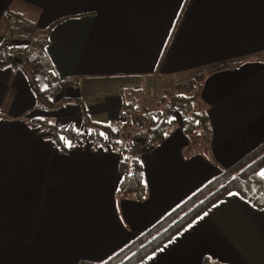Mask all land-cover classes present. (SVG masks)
Listing matches in <instances>:
<instances>
[{
	"label": "crops",
	"instance_id": "1",
	"mask_svg": "<svg viewBox=\"0 0 264 264\" xmlns=\"http://www.w3.org/2000/svg\"><path fill=\"white\" fill-rule=\"evenodd\" d=\"M4 10L48 29L46 59L67 84L42 108L27 79L46 90L37 69L0 66V264H102L264 142V0H0V38ZM221 63L232 66L204 75L197 96L207 148L171 109L162 141L139 151L145 198L117 193L119 154L87 137L77 101L116 128L123 92L153 110ZM57 126L74 141L57 145ZM203 260L264 264V208L229 193L136 264Z\"/></svg>",
	"mask_w": 264,
	"mask_h": 264
},
{
	"label": "trees",
	"instance_id": "2",
	"mask_svg": "<svg viewBox=\"0 0 264 264\" xmlns=\"http://www.w3.org/2000/svg\"><path fill=\"white\" fill-rule=\"evenodd\" d=\"M3 36V39H0V66H33L37 69L48 86L46 90L41 91L34 85L35 81L33 83L31 81L37 104L42 108H53L54 104L49 101L48 97L55 94L57 88L66 85L67 81H54V73L44 53L48 29L36 31L32 27L22 24V21L19 20L15 26L4 30ZM12 39H18V42L11 43ZM228 66L232 65L228 63L215 65L204 74L166 90L160 97L156 98L153 110L141 109L137 91L123 92L121 97V118L123 121L117 129L89 121L84 106L80 100L77 101L80 103L82 119L90 129L87 137L95 139L97 143L107 142L110 148L119 151V171L122 176L117 187V193L123 196L133 195L138 201L145 198L147 189L143 181V170L138 157L140 149L135 148L133 139L145 136L146 146L159 144L167 130L172 126V122L167 118L171 109H177L182 114L183 132L194 139H200L207 148L209 142L207 119L204 112L199 109L196 110L194 106L197 105L198 91L204 75ZM66 101L68 100H60L57 107ZM129 124L132 127L136 126L137 130L134 129L136 131L131 132L127 137L122 128ZM71 129L70 126L66 128L57 126L53 130L47 128V131L51 132L54 142L61 146L62 135L72 133ZM263 166L264 142L234 165L223 169L213 180L186 198L136 240L130 242L102 264H136L181 231L209 206L229 193H237L252 205L264 208V180L259 176V171ZM206 262L203 260V264ZM78 264L91 263L80 261Z\"/></svg>",
	"mask_w": 264,
	"mask_h": 264
},
{
	"label": "rangeland",
	"instance_id": "3",
	"mask_svg": "<svg viewBox=\"0 0 264 264\" xmlns=\"http://www.w3.org/2000/svg\"><path fill=\"white\" fill-rule=\"evenodd\" d=\"M0 39H3L2 37L0 38ZM27 75H28V80L30 81V86H31V81H32V83L35 81V79H33L34 77H35V75L34 74H31L30 75V73H27ZM46 84V83H45ZM46 87V86H45ZM194 108L196 109V110H198V108H197V105H195L194 106ZM194 109V110H195ZM175 110V109H174ZM195 110V111H196ZM176 114H178L179 112L177 111V109L174 111ZM182 116V115H181ZM123 121V119L121 118L120 119V121H119V124L121 123ZM121 125H118V127H120ZM118 127H116V128H113V129H117ZM123 129V131L125 132V134L127 135V137L129 136V134L131 133V132H134V131H136L137 130V128H136V126H131L130 124L128 125V126H126L125 125V128H122ZM134 129H136V130H134ZM71 134V140L69 141V142H73L74 141V134H73V132L72 133H70ZM86 138V136L84 137V136H80V138L79 139H82V140H84ZM133 141L135 142V148L136 149H140V151L141 150H144V149H146V148H149L150 147V145L149 146H146L145 144H146V138H145V136H142V137H139V138H134L133 139ZM75 143V142H74ZM76 144V143H75ZM99 144H106V145H108V143L107 142H104V143H99ZM109 146V145H108ZM117 152H119V151H117ZM206 185V184H205ZM202 188V187H201ZM184 201V200H183ZM182 203V202H181Z\"/></svg>",
	"mask_w": 264,
	"mask_h": 264
},
{
	"label": "built area",
	"instance_id": "4",
	"mask_svg": "<svg viewBox=\"0 0 264 264\" xmlns=\"http://www.w3.org/2000/svg\"><path fill=\"white\" fill-rule=\"evenodd\" d=\"M1 18L3 20L5 30H8L9 28H12L17 23H19L18 17L15 14L11 13L10 11H8V10H4L1 13ZM45 130H46V128H45ZM64 139L66 141H70L71 140V134L70 133H66L64 135Z\"/></svg>",
	"mask_w": 264,
	"mask_h": 264
},
{
	"label": "snow or ice",
	"instance_id": "5",
	"mask_svg": "<svg viewBox=\"0 0 264 264\" xmlns=\"http://www.w3.org/2000/svg\"><path fill=\"white\" fill-rule=\"evenodd\" d=\"M260 175H261V177H264V172H261Z\"/></svg>",
	"mask_w": 264,
	"mask_h": 264
}]
</instances>
